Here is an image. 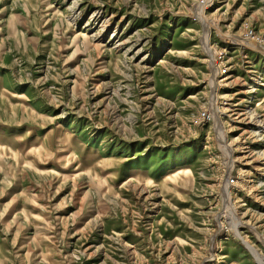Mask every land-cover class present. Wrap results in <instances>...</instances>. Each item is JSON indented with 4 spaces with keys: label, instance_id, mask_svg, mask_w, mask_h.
<instances>
[{
    "label": "rangeland",
    "instance_id": "rangeland-1",
    "mask_svg": "<svg viewBox=\"0 0 264 264\" xmlns=\"http://www.w3.org/2000/svg\"><path fill=\"white\" fill-rule=\"evenodd\" d=\"M262 263L264 0H0V264Z\"/></svg>",
    "mask_w": 264,
    "mask_h": 264
},
{
    "label": "bare ground",
    "instance_id": "bare-ground-1",
    "mask_svg": "<svg viewBox=\"0 0 264 264\" xmlns=\"http://www.w3.org/2000/svg\"><path fill=\"white\" fill-rule=\"evenodd\" d=\"M258 44H260V43H258ZM251 83H256L257 82V78H255V77H253V78H251ZM255 88V87H254ZM254 92V89H253V86H251V87H249L248 88V90L245 92V94H252ZM253 118V117H252ZM249 119V118H248ZM242 120V119H241ZM251 120V119H250ZM183 155V154H182ZM184 156L185 155H183V157L182 158H184ZM178 161V160H177ZM176 164V163H175ZM171 165V164H170ZM263 262V261H262ZM262 264H264V263H262Z\"/></svg>",
    "mask_w": 264,
    "mask_h": 264
},
{
    "label": "built area",
    "instance_id": "built-area-1",
    "mask_svg": "<svg viewBox=\"0 0 264 264\" xmlns=\"http://www.w3.org/2000/svg\"><path fill=\"white\" fill-rule=\"evenodd\" d=\"M244 35L250 36V37L252 38V40L255 39V38H254V33L252 32L251 29L245 31V34H244ZM256 42H257V43H260V42H258L257 40H256ZM207 119H208V118H207Z\"/></svg>",
    "mask_w": 264,
    "mask_h": 264
}]
</instances>
